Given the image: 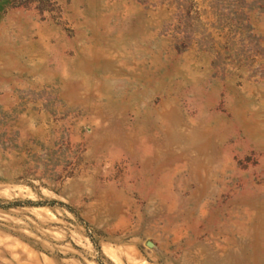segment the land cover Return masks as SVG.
I'll return each instance as SVG.
<instances>
[{"label":"rangeland","instance_id":"374dc122","mask_svg":"<svg viewBox=\"0 0 264 264\" xmlns=\"http://www.w3.org/2000/svg\"><path fill=\"white\" fill-rule=\"evenodd\" d=\"M0 264H264V0H0Z\"/></svg>","mask_w":264,"mask_h":264},{"label":"water","instance_id":"95a60500","mask_svg":"<svg viewBox=\"0 0 264 264\" xmlns=\"http://www.w3.org/2000/svg\"><path fill=\"white\" fill-rule=\"evenodd\" d=\"M149 245H150V246H153V243L149 242Z\"/></svg>","mask_w":264,"mask_h":264}]
</instances>
